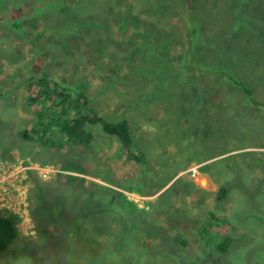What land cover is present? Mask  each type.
<instances>
[{
    "label": "rangeland",
    "instance_id": "1",
    "mask_svg": "<svg viewBox=\"0 0 264 264\" xmlns=\"http://www.w3.org/2000/svg\"><path fill=\"white\" fill-rule=\"evenodd\" d=\"M0 12V214L17 230L1 264H264V0H0ZM38 71L127 120L143 160L99 124L88 147L21 138Z\"/></svg>",
    "mask_w": 264,
    "mask_h": 264
},
{
    "label": "trees",
    "instance_id": "2",
    "mask_svg": "<svg viewBox=\"0 0 264 264\" xmlns=\"http://www.w3.org/2000/svg\"><path fill=\"white\" fill-rule=\"evenodd\" d=\"M186 1L191 5L194 0ZM2 15H0V18ZM9 24L11 27L21 28V20L19 18H13ZM193 29L192 31H194ZM216 70L218 73L227 74L218 68ZM38 73L41 75L34 79L33 84H30L33 89L28 94V103L31 107L34 121L31 127L22 128L17 132L21 138L34 140L41 145L56 148L68 144L88 147L94 137L88 126L99 124L103 132L118 139L128 159L137 162L143 160V153L134 149L133 136L127 120L112 121L105 118L92 105L82 87L69 84L61 78L44 71H38ZM225 76L230 79V75ZM232 79L243 92L246 94L251 92L242 80ZM31 80H33V76L28 77V81ZM65 165L68 168H65ZM62 169L84 171L79 165L70 162L64 164ZM226 191L225 187H220L216 196L217 199L224 198ZM217 219L218 216L210 212L207 220L201 226L203 235L208 236V229ZM16 237L17 230L13 217L0 214V264L3 254L15 241ZM229 244L230 236L226 233V236L220 237L216 246L220 251L224 252L228 249Z\"/></svg>",
    "mask_w": 264,
    "mask_h": 264
},
{
    "label": "bare ground",
    "instance_id": "3",
    "mask_svg": "<svg viewBox=\"0 0 264 264\" xmlns=\"http://www.w3.org/2000/svg\"><path fill=\"white\" fill-rule=\"evenodd\" d=\"M65 168H68V167H66V165H65Z\"/></svg>",
    "mask_w": 264,
    "mask_h": 264
}]
</instances>
